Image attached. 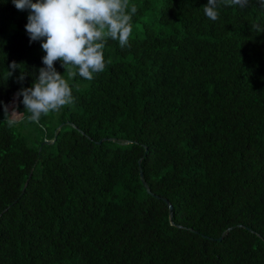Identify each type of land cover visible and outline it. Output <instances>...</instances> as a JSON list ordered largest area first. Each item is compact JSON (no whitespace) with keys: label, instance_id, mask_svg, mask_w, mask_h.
Here are the masks:
<instances>
[{"label":"trees","instance_id":"16d2710c","mask_svg":"<svg viewBox=\"0 0 264 264\" xmlns=\"http://www.w3.org/2000/svg\"><path fill=\"white\" fill-rule=\"evenodd\" d=\"M207 3L129 0V46L32 122L46 53L0 0V264H264V7Z\"/></svg>","mask_w":264,"mask_h":264},{"label":"clouds","instance_id":"9594fccd","mask_svg":"<svg viewBox=\"0 0 264 264\" xmlns=\"http://www.w3.org/2000/svg\"><path fill=\"white\" fill-rule=\"evenodd\" d=\"M18 10H29L25 29L29 42L41 41L46 53L43 67L31 87L21 88L16 96H22L29 121L39 122L42 115L59 112L74 103L69 80L77 75L92 80L95 73L105 69L103 49L106 38L118 40L121 48L129 46L132 33V16L138 11L129 0H12ZM220 3L243 8L249 0H208L205 15L212 21L218 19ZM264 7V0H258ZM253 27L258 26L253 25ZM59 60L67 78L54 67ZM18 67L9 65V76ZM23 81V73L18 78ZM4 122L12 127L18 123L21 112L4 106Z\"/></svg>","mask_w":264,"mask_h":264},{"label":"water","instance_id":"95a60500","mask_svg":"<svg viewBox=\"0 0 264 264\" xmlns=\"http://www.w3.org/2000/svg\"><path fill=\"white\" fill-rule=\"evenodd\" d=\"M48 142V140H46ZM140 178L142 180V182L146 185L147 187V192H149L150 194L154 195L150 188L147 186V183L145 182L144 178H143V173L140 171ZM163 200L168 204L169 206V214H170V218L172 217V205L170 204V202L166 199V198H163Z\"/></svg>","mask_w":264,"mask_h":264},{"label":"rangeland","instance_id":"374dc122","mask_svg":"<svg viewBox=\"0 0 264 264\" xmlns=\"http://www.w3.org/2000/svg\"><path fill=\"white\" fill-rule=\"evenodd\" d=\"M13 105H9L8 106V110L11 112L13 109H12Z\"/></svg>","mask_w":264,"mask_h":264}]
</instances>
